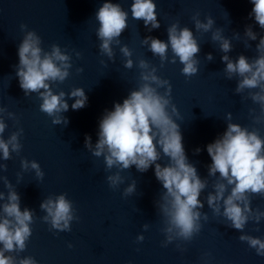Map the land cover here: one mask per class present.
<instances>
[{
    "label": "water",
    "instance_id": "water-1",
    "mask_svg": "<svg viewBox=\"0 0 264 264\" xmlns=\"http://www.w3.org/2000/svg\"><path fill=\"white\" fill-rule=\"evenodd\" d=\"M104 2L119 3L128 12L127 28L119 37L120 44L111 45L112 59L100 52L101 41L96 35L99 23L95 14ZM132 2L0 0V107L15 117L4 114L7 127L3 138L7 140L13 132L23 129L19 153L12 152L10 147L11 158L5 161L0 151V164L7 165L6 171L0 170V176H6L11 182L20 195L21 210H31L34 221L26 249L5 254L17 261L31 256L37 264H264V256L257 255L255 249L239 239L243 234L264 239V218L259 224L249 220L243 231L236 230L226 218L215 215L206 202L219 176L218 173L216 177L208 175L211 158L206 145L223 135L228 114H231L230 122L249 131L258 129L264 139V121L259 124L254 121L260 115L259 104L250 99L248 89L236 93L237 78L227 79L226 65L221 60L225 53L221 52L219 42L211 39L212 32L219 28L231 41L232 51L227 53L231 59L240 54L249 60L255 58L256 45L259 37L264 36V29L249 15L253 4L250 0H153L160 27L149 31L150 26L146 27L143 20L133 19ZM197 13L202 22L209 16L213 18L211 31L204 33L195 29L192 17ZM177 21L179 27L193 31L200 47L196 56L198 72L191 77L182 74L183 65L178 58L176 63H171L170 48L162 64L160 57L153 55L143 43L148 36L167 42V28ZM22 24L26 29H21ZM248 26L258 34L257 40H247L244 33ZM26 31H35L40 36L45 51L56 44L70 56V74L62 83L51 85L53 92L67 94L74 88H83L88 97L84 108L73 110L75 98L69 99L66 95L69 110L62 114L68 119L66 126L54 125L53 118L40 110L42 100L38 94L26 96L19 86L15 66ZM124 45L132 52L131 69L125 67L128 58L120 51ZM208 53L213 57L211 61L206 58ZM141 59L149 63L145 71L155 68V74L171 84L172 103L179 113L174 119L180 125L186 155L199 177L208 182L199 197L204 202L200 209V232L191 241L174 239L166 247L163 246L164 218L155 206L164 190L155 177L154 165L143 173L134 165L121 171L124 183L113 189L107 177L117 169L107 170L103 156L95 157L85 147L86 135L91 136L95 146L99 121L105 110H113L114 103H122L139 87ZM159 91L163 93L165 89ZM196 148L201 149L199 154L194 153ZM25 159L39 163L44 173L42 178L30 166L22 168L21 161ZM158 162L164 163L166 159ZM133 181L135 192L124 195V189ZM0 192L5 196L8 192L2 180ZM61 194H66L72 202L74 215L78 217L70 221V231L52 229L44 220L47 212L40 207L47 199ZM250 200L253 213L257 209L264 212V196L253 194ZM5 202L6 199L0 201V206ZM203 214L207 215V221ZM145 224L149 225L147 230L143 227ZM140 235L144 236L143 241H137Z\"/></svg>",
    "mask_w": 264,
    "mask_h": 264
},
{
    "label": "clouds",
    "instance_id": "clouds-1",
    "mask_svg": "<svg viewBox=\"0 0 264 264\" xmlns=\"http://www.w3.org/2000/svg\"><path fill=\"white\" fill-rule=\"evenodd\" d=\"M250 2L253 4L250 17L254 16L255 22L264 29V0ZM131 14L133 19L143 20L146 27L150 26L149 31L160 27L153 0H133ZM95 18L99 23L96 35L101 41L100 52L112 59L114 52L111 45L113 42L120 44L119 37L127 28L128 12L124 11L119 3L104 2L97 10ZM192 19L195 29L204 33L211 31L215 23L210 16L206 18V22H202L199 13ZM26 27L21 25L22 30ZM244 35L247 40L255 41L258 38V34L251 26L246 28ZM167 36V42L148 36L144 38L143 43L148 45L153 55L160 57L162 64L167 60L170 48L173 55L171 63H176L178 58L183 65L181 70L183 75L187 77L196 75L199 65L196 56L200 52V47L193 31L188 27H179L177 21L167 28ZM211 39L219 42L221 52L225 53L221 57L226 65L225 76L229 80L237 78L236 93L248 89L250 99L259 104L260 115L255 116L254 121L257 124L261 123L264 121V36L259 37V43L256 45L257 56L251 60L243 54L235 60L227 55L232 51V44L222 35L221 29L213 31ZM41 43V38L35 31L25 32L18 47L19 62L15 66V74L26 96L38 94L42 100L40 110L53 118L52 123L66 126L68 119L62 115L69 110L66 95L69 99L75 98L71 105L73 110L84 108L88 97L83 88H74L67 94L64 91L53 92L51 85L56 82L62 83L70 74V56L56 44L51 45L50 51H45ZM120 51L128 58L125 67L131 69L133 67L130 59L131 50L124 45L120 47ZM77 55L79 56V53ZM206 58L209 61L213 59L211 53H208ZM138 67L142 70L139 87L132 90L122 103H114L113 110H105L99 121L95 146L93 147L91 136L86 135L85 147L93 156H103L107 170L117 169L114 174L107 177L113 189L124 183L121 171L134 165L137 171L143 173L154 165L155 177L164 190L160 199L155 201V206L164 218L162 231L166 239L163 246L166 247L174 239L191 241L200 232L202 228L200 209L204 207V202L199 197L208 182L199 177L196 167L189 162L186 155L180 125L174 119L179 113L172 103L171 84L157 76L155 68L145 71L149 68L147 61L139 60ZM160 88H164L165 91L161 93ZM5 113L8 118L15 117L14 113L0 107V151L3 153V160L6 161L11 158L10 147L12 152H20L22 145L19 137L23 129L13 132L5 140L3 138L7 127ZM228 120L223 135L206 145L211 158L208 175L216 177L217 173L219 174L213 184V191L206 196V202L215 215L230 221L231 228L243 231L249 220L259 224L264 218V212L257 209L253 213L250 207V197L253 194L264 196V139L261 138L258 129L249 131L240 124L230 122V113ZM200 151V148H196L194 153L199 154ZM165 159L164 163L158 162ZM21 166L23 169L30 166L40 178L44 175L39 163L34 160H22ZM0 170L6 171L7 165L0 164ZM0 180L8 189L6 196L4 192H0V201L6 199L0 206L3 212L0 216V244L3 245L0 248V264H37L31 256L17 261L13 256L5 254L19 253L26 249V241L32 235L30 225L34 221L31 210L28 208L21 210L20 195L7 177L0 176ZM135 190L136 182L133 181L124 189V195H131ZM40 207L47 212L45 222L50 223L52 229L61 232L70 231V221L78 219L66 194H61L55 199L49 198ZM203 218L207 221L206 214H203ZM143 227L147 230L149 225L145 224ZM239 239L255 249L257 255L264 256V239L247 234L241 235ZM143 240V235L137 237V241Z\"/></svg>",
    "mask_w": 264,
    "mask_h": 264
}]
</instances>
